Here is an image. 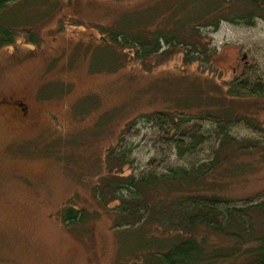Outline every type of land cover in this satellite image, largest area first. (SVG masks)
I'll list each match as a JSON object with an SVG mask.
<instances>
[{"label": "rangeland", "instance_id": "rangeland-1", "mask_svg": "<svg viewBox=\"0 0 264 264\" xmlns=\"http://www.w3.org/2000/svg\"><path fill=\"white\" fill-rule=\"evenodd\" d=\"M249 8L18 0L0 11V28L14 31L0 48V100L27 106L21 117L0 107V264H143L138 229L115 226L114 213L134 195L128 180L177 170L207 169L193 190L231 200L223 214L246 209L245 228L264 235V212L247 210L264 203V20L228 19ZM207 11L215 30L197 23ZM172 28L183 40L161 39L145 59L128 38ZM105 178L118 189L103 199ZM69 208L85 212L80 223L65 221ZM211 231L198 234L210 250L238 244ZM249 262L239 252L215 264Z\"/></svg>", "mask_w": 264, "mask_h": 264}, {"label": "trees", "instance_id": "trees-1", "mask_svg": "<svg viewBox=\"0 0 264 264\" xmlns=\"http://www.w3.org/2000/svg\"><path fill=\"white\" fill-rule=\"evenodd\" d=\"M16 1L18 0H0V11ZM243 1L252 8L247 11H236L235 16L228 18L230 21L242 20L246 24H253L255 17L264 20V0ZM217 8L218 5L215 4L212 12ZM212 12L204 13V16L199 18L200 22L197 23L212 25L215 30L219 26L220 17L214 18V15L211 16ZM211 22L213 23L210 24ZM193 25L188 26L193 27ZM175 26L179 25L176 23ZM173 29L169 32L166 31L169 36L163 32H160L161 34L152 33L153 36L149 39L146 38L145 31H142L141 36L136 37L130 34L128 38L141 45V53H144L140 57L145 59V55L149 52L160 50L159 41L161 39L166 44H169V41L172 42V39L180 40L182 38L183 40V34ZM13 33L14 31L11 29L0 28V48L12 43L11 35ZM119 34L124 36L122 33ZM128 38L126 39L128 40ZM206 171L207 169L199 172L177 170L160 176H145L138 179L134 177L127 181L128 185L135 190L134 195L130 200H124L120 210L115 211L114 222L118 227L129 224L136 226L140 233L135 234L137 242L143 244L144 249L148 251V257L143 264H215L221 260L225 261L239 252L240 255L249 257L248 264H264V235L255 237L253 231L245 228L246 224L243 218L246 209L234 208L231 212L223 214L218 210V206L223 203H231V200L215 195L198 194L193 190L200 185V182L204 181V177L209 172ZM120 177L118 176V178ZM113 183V178L112 180L105 178L99 196L101 191L103 199L108 191L115 192L117 195L118 188L115 186L114 188ZM119 198L121 199V195ZM256 209L264 212V203L247 208L249 211ZM84 216L85 212H78L74 208L65 211V221L74 222L76 220L77 223H80ZM224 219L228 223L226 222L227 225L222 227ZM147 225L155 226L154 230L160 232L157 235L151 233L149 236L150 231H146L144 228ZM202 229L212 230L211 232L236 239L238 241L236 247L252 242L255 244L239 252L234 251L236 247L230 248L231 250L226 249V251L217 248L210 250L206 245V240L199 238L198 234ZM245 234L246 236H244ZM147 235L148 239L144 240L143 238Z\"/></svg>", "mask_w": 264, "mask_h": 264}, {"label": "flooded vegetation", "instance_id": "flooded-vegetation-1", "mask_svg": "<svg viewBox=\"0 0 264 264\" xmlns=\"http://www.w3.org/2000/svg\"><path fill=\"white\" fill-rule=\"evenodd\" d=\"M12 105L14 110L16 111L17 116H26L27 115V106L22 102V100L13 99L9 101L0 100V107L1 105Z\"/></svg>", "mask_w": 264, "mask_h": 264}]
</instances>
